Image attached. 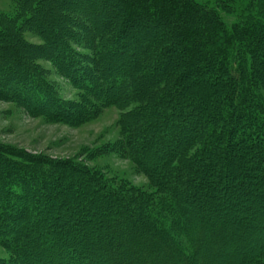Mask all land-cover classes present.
Here are the masks:
<instances>
[{
  "label": "trees",
  "instance_id": "1",
  "mask_svg": "<svg viewBox=\"0 0 264 264\" xmlns=\"http://www.w3.org/2000/svg\"><path fill=\"white\" fill-rule=\"evenodd\" d=\"M235 1L217 0L231 22L194 0H14L0 13V93L35 109L64 106L22 43L34 19L87 89L135 98L156 75L125 126L157 191L140 208L85 168L42 171L0 150V241L15 264H264V0ZM65 16L83 33L61 30ZM72 40L94 50L100 79L77 66Z\"/></svg>",
  "mask_w": 264,
  "mask_h": 264
},
{
  "label": "rangeland",
  "instance_id": "2",
  "mask_svg": "<svg viewBox=\"0 0 264 264\" xmlns=\"http://www.w3.org/2000/svg\"><path fill=\"white\" fill-rule=\"evenodd\" d=\"M13 1L0 0V13L12 15ZM194 1L215 8V11L229 22L235 19L236 12L219 9L217 0ZM245 2L246 0H236L232 5L241 8ZM67 15L71 16L70 13ZM66 18L68 17L61 19V30L68 31V35L73 30H76L77 35L83 33ZM33 22L31 25H24L20 30L22 43L26 53L31 55V63L38 66L40 74L46 77L48 92L44 93L49 100L63 105L64 109L61 113L46 106L35 109L30 99H16L0 93V150L4 152L5 157L16 163L32 165L35 161L39 163L37 168L42 171L49 170L52 167L50 165L55 163H66L76 169L85 168L112 190L125 198L130 197L131 203L137 207L141 206V199L146 198L149 201V198H154L157 191L150 185L145 173L131 160L125 146H128L131 138L135 139V136L131 135L126 137L125 126L128 128L136 110L147 107L145 101L153 96L155 91L153 87H149V83H152L149 81L154 80L156 75L143 78V90L137 93L135 98V91H131L130 86L124 88L127 98L120 97V90L110 95L101 87L87 89L77 76L72 78L66 73L63 63L50 51L51 44L45 40L47 34L39 30L44 26L42 22L40 25ZM65 39L68 40L65 42L69 43L70 38ZM71 42L77 66L84 70L91 80L100 79V65L96 61L94 50L77 46L80 42ZM163 68L165 69V66ZM73 73L77 75L76 71ZM161 73L162 71L157 74ZM148 147L149 142L143 144L146 153ZM199 204L204 207L207 205L201 201ZM228 230L229 227L226 228V231ZM262 230L257 227L256 231L260 232V236ZM6 245L0 241V264H15L10 246Z\"/></svg>",
  "mask_w": 264,
  "mask_h": 264
}]
</instances>
